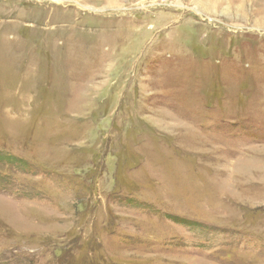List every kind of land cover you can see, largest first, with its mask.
Returning a JSON list of instances; mask_svg holds the SVG:
<instances>
[{
    "label": "rangeland",
    "instance_id": "rangeland-1",
    "mask_svg": "<svg viewBox=\"0 0 264 264\" xmlns=\"http://www.w3.org/2000/svg\"><path fill=\"white\" fill-rule=\"evenodd\" d=\"M158 4L0 0V264H264V0Z\"/></svg>",
    "mask_w": 264,
    "mask_h": 264
},
{
    "label": "built area",
    "instance_id": "built-area-1",
    "mask_svg": "<svg viewBox=\"0 0 264 264\" xmlns=\"http://www.w3.org/2000/svg\"><path fill=\"white\" fill-rule=\"evenodd\" d=\"M158 1H159V4L162 5V4H163V1H167V0H163V1H162V0H158ZM159 4H158V5H159Z\"/></svg>",
    "mask_w": 264,
    "mask_h": 264
}]
</instances>
